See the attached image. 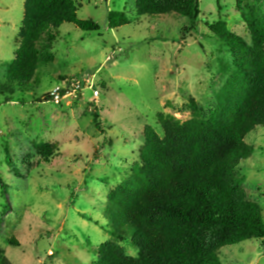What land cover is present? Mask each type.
Returning a JSON list of instances; mask_svg holds the SVG:
<instances>
[{
    "label": "rangeland",
    "instance_id": "obj_1",
    "mask_svg": "<svg viewBox=\"0 0 264 264\" xmlns=\"http://www.w3.org/2000/svg\"><path fill=\"white\" fill-rule=\"evenodd\" d=\"M25 2L0 0V247L11 264H95L100 244L111 239L109 191L139 161L144 127L162 136L157 114L186 121L191 99L213 109L227 78L223 67L234 69L228 46L209 25L223 20L249 43L250 33L237 0H199L188 33L190 20L177 14L139 16L128 0H75L78 18L100 30L64 23L26 91L15 82L6 92ZM245 5L261 13L264 0L239 4ZM110 11L124 12L130 24L111 29ZM64 78L91 82L98 98L83 85L60 104L45 99ZM246 141L255 150L238 175L264 218V126ZM40 144L50 146L48 155ZM120 244L139 256L131 234ZM218 255L221 264H264V238L222 247Z\"/></svg>",
    "mask_w": 264,
    "mask_h": 264
},
{
    "label": "trees",
    "instance_id": "obj_2",
    "mask_svg": "<svg viewBox=\"0 0 264 264\" xmlns=\"http://www.w3.org/2000/svg\"><path fill=\"white\" fill-rule=\"evenodd\" d=\"M139 16L177 14L194 28L199 0H128ZM238 9L251 42L231 32L219 20L209 29L229 48L234 69L223 67L227 78L205 110L191 99L192 116L181 121L159 112L161 136L154 127L143 129L144 144L128 178L109 191L106 218L111 239L100 244L95 264H221L222 247L264 238L260 205L250 198L238 175L242 161L254 153L246 136L264 126V9ZM75 0H26L20 44L3 90L17 82L19 90L35 77L59 28L72 23L85 32L99 31L92 19L78 18ZM124 12L110 11L111 29L130 24ZM68 78L61 79L66 81ZM6 88V89H5ZM45 99L52 100L49 94ZM94 120L99 115L94 113ZM43 152L50 146L37 145ZM131 234L139 256L126 254L120 244ZM10 244L19 246L15 238ZM0 264H11L0 247Z\"/></svg>",
    "mask_w": 264,
    "mask_h": 264
},
{
    "label": "built area",
    "instance_id": "obj_3",
    "mask_svg": "<svg viewBox=\"0 0 264 264\" xmlns=\"http://www.w3.org/2000/svg\"><path fill=\"white\" fill-rule=\"evenodd\" d=\"M108 59H111V58L108 57ZM83 85H85V86L88 85L89 87H92L91 82H89L87 80H85L84 84L78 80L63 81V83L61 85H58V86L53 88V90L50 92V97H51L53 102H55L56 104H60L61 101L65 97H68V96L76 97L77 92L84 89ZM98 96H99L98 90L93 88L94 99L96 100V98H98Z\"/></svg>",
    "mask_w": 264,
    "mask_h": 264
}]
</instances>
